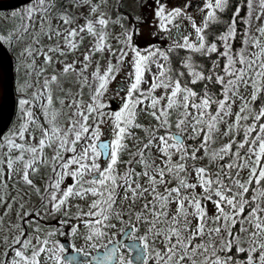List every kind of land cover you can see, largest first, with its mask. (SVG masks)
<instances>
[{"label": "snow or ice", "instance_id": "1", "mask_svg": "<svg viewBox=\"0 0 264 264\" xmlns=\"http://www.w3.org/2000/svg\"><path fill=\"white\" fill-rule=\"evenodd\" d=\"M245 3L246 15L241 17L237 0H200L201 16L197 21L186 11L188 0L179 5L154 0L153 21L171 43L168 50L149 46L144 54L133 39L140 31L135 26L143 20L140 15H134L132 24L125 26L122 18L127 17L118 13L115 22L121 25L122 32L117 34L121 46L112 47L108 40L112 16L107 0H33L21 13H12L19 22L6 32L0 31V42L12 46L14 41L28 40L19 50V56L25 59L18 61V70L21 64L26 69L19 91L28 93L33 87V73L37 79L36 87L19 98L22 118L18 127L0 144L4 151L0 155V264H89L66 255V245L53 238L64 234L60 229L49 228L41 235V209L44 214L50 209L51 213L83 219L82 231L70 220H61V224H71L69 235L73 239L83 238L82 246L71 244L74 252L87 256L85 246L103 249L95 257V264H264V22L256 28L258 34L250 35L253 0ZM258 5L259 20L264 14V0H258ZM225 12L230 13L227 18ZM182 19L190 23L194 33L186 30L173 39L170 29H178ZM238 19L244 26L240 29V46L234 49ZM211 25L220 27L212 32ZM193 34L195 39H190ZM84 36L93 39L81 53L77 68V60H67L65 53L76 52ZM44 37L49 43H41ZM219 46V56L224 60L219 61V56L211 60L207 74L193 66L197 63L194 53L208 57ZM173 48L188 50L180 64L186 67L193 83H203L199 93L181 82L183 71L172 75L169 54ZM246 50L250 53L247 56ZM104 51L110 55L103 69L96 60L90 83L92 58ZM54 53L59 55L54 57ZM111 54H115V61ZM38 56H42L39 65ZM125 57H129L126 63L134 71L129 70L112 89L122 105L113 111L107 107L104 93ZM57 62L60 68H56ZM152 63L157 71L144 88V74L146 70L151 72ZM48 66L51 72H46ZM69 73H75L80 84L75 93L61 84V77ZM209 81L222 86L219 98L208 90ZM242 85L251 86L247 97L240 93ZM85 86L87 101L83 99ZM157 88L164 91L156 94ZM237 97L240 105L233 113ZM37 103L44 123L34 116L30 106ZM210 105H215L214 110ZM62 110L66 124L58 119ZM138 110L154 123L139 122ZM228 116L233 118L223 135L229 139L210 151L214 134L221 132L220 122ZM134 128L142 129L144 135H137ZM183 133L188 134L191 144L185 143ZM46 147L52 149L51 156L45 154ZM123 155L127 159H122ZM204 157L209 165H215L214 169L198 163ZM41 165L51 172L43 192L31 176ZM119 165H125L123 170ZM190 173H194L191 182ZM14 174L17 181L30 186V192L40 196L36 208L26 207L22 195L8 191ZM65 177H70V182ZM173 179L175 184H171ZM73 200L86 203L73 204ZM207 201L214 206L211 214ZM72 208L76 209L74 213ZM117 233L126 239L117 238ZM133 251L135 256L129 254Z\"/></svg>", "mask_w": 264, "mask_h": 264}, {"label": "rangeland", "instance_id": "2", "mask_svg": "<svg viewBox=\"0 0 264 264\" xmlns=\"http://www.w3.org/2000/svg\"><path fill=\"white\" fill-rule=\"evenodd\" d=\"M60 2H63V0H58V3H60ZM127 2L129 3V11H128V14L125 15L127 17V19H123L122 18V22L123 23H124V20L126 21V24L124 23L125 26H129V25L132 24L134 15H140V16L143 17V20L136 22L135 26L138 27L140 29V31H139L138 34H134V37H133L134 42H138V44H139V46H140V48L142 50V54L146 53V51L149 49V46H152L153 50H154L155 47H159V48H163L165 50H168L171 42L169 40V37H167L166 35L161 34V30H159L157 25L154 23V21H153L154 11L149 9V8H146V6L149 5L148 0H127ZM28 6L25 9H27ZM67 6L69 8H71V4H68ZM258 7H259L258 0H253V18H252L251 26H250V29H249L250 35L255 33L256 28L259 26V24L261 22H264V14L261 15L259 20L256 18V10L258 9ZM241 9H242V7H241ZM81 10H83V9H81ZM15 12L16 13H21V11L19 9L15 10ZM188 13L190 15H192L193 18H196L197 21H199L200 16H201V12L194 13L192 11H189ZM110 14L112 16V20H110L109 25H108V40L111 42L112 47L118 49L121 45L117 43V34L121 33L122 29H121L120 23L115 22L118 13L110 12ZM239 15L241 17L246 15V6H245L244 10ZM9 17H12V13H7V11L6 12L0 11V20H8ZM238 20H239V22H242V20H240V19H238ZM181 21H183L185 23V25H188L189 30L194 33V30L191 29L190 23L186 19H182ZM55 22L56 21L54 19L53 23H55ZM77 22L79 23V21H77ZM34 23H36L38 25V21H34ZM237 31H238V29H237ZM153 33H155V34L153 35ZM170 33H171V36H172L173 39H177V33H180V31L177 32L175 28H172V29H170ZM255 34H258V33H255ZM29 35H30V33H29ZM190 38L191 39H195L194 34ZM55 39L56 38L54 37L53 40H55ZM77 39H79V37H77ZM92 39L93 38L90 37V36H84V39L78 45V49H77L76 52H66L65 53V56L67 57V60L78 59L77 64L75 65V67H77V68L80 67L79 61L83 58L81 53L83 51L87 50V48L89 46V43H90V41ZM27 42H28V40L25 39L23 41H14L13 46H9L7 44L9 46L10 50L12 51L13 55L17 59V61H22V60L25 59V57L19 56V50H20V46L22 44H26ZM41 43H49V41L47 40L46 37H44L41 40ZM232 44H233V48L234 49L238 48L240 46V37H238V32L236 34V37L233 39ZM61 47H64V45L61 44ZM248 48H251L250 44L248 45ZM182 50L185 52L186 49H182ZM186 51H188V50H186ZM221 51H222V46H220V52ZM194 54H199V53H194ZM233 54L235 55V52ZM244 54L247 56L250 53L246 50ZM33 55H35V54H33ZM57 55H59V54H56V53L53 54L54 57L57 56ZM109 55L110 54L107 51H104L102 54L101 53L94 54V56L92 58V64H90L89 69H88L89 82L90 83L92 82L91 81V77H90V73H91V71L93 69V66H94L96 60H99L101 69H103V67L105 66V59ZM111 55H112L113 61H115V54H111ZM222 58L224 60L223 56H222ZM128 60H129V57H125V61L121 62L120 71L117 72L115 78L112 79L109 82L108 91L104 93V97L107 98L108 101H109L107 107L110 110H113V111L114 110H118V107L122 106L120 104L119 97L118 96L114 97L112 95V89H114V87L120 81L119 77L126 76L128 71L132 70L131 69V65L126 63ZM161 62H163V58H161ZM36 63L38 65L42 63V56L36 57ZM78 65H79V67H78ZM193 66H195V64ZM60 67H61L60 63L57 62L56 63V68H60ZM150 67H151V72L146 70L145 74H144L145 75V79L147 81V82H142L141 86L144 87V88H147L149 86L152 74L157 71L155 63H152L150 65ZM221 69H222V67H221ZM51 71H52L51 66H48L46 68V72H51ZM132 71H134V70H132ZM25 72H26V69H24L22 64H21V65H19V70L17 69V73H15V89H16L17 95H19V96L27 95L28 93H30L36 87V80H35L34 83H32L33 87L28 89V93H22V92L19 91V82L22 81L23 77H25ZM40 79L41 80L43 79V75L41 76ZM225 79H227V77H225ZM23 80H24V78H23ZM61 84H62L63 89H65V90L66 89H71L73 93H75L78 90V86L80 88V84L77 83V79H76V74L75 73H69L67 76H62L61 77ZM250 87H251L250 85L247 86V88L242 85L241 88H240L241 95L244 96V97H247L249 95V92H250ZM53 88H54V96H55L57 94V92L55 91L56 86L53 85ZM163 91L164 90L162 88H157L155 90L156 94H161ZM83 92H84L83 99L85 101H87L88 98H89V92H88V87L87 86L84 87ZM58 94H60V95H68L67 92H59ZM234 101L235 102L232 104L233 113L238 109V107L240 105V99L237 97V98H234ZM112 102L116 103V107L114 109H113ZM67 104H68V100L66 99L65 100V110H66ZM30 106L33 108V114H35L36 112L39 111L38 108H37V107H39L38 103L36 105H30ZM214 106L210 105V110H214ZM18 109H19V106H18ZM65 110H62L60 116L58 117V119L61 117L60 123H64V124L67 123V120L65 119V115H64ZM142 113H144V112H141V111L138 110L137 119L141 117ZM67 114L71 115V111L67 110ZM41 115H43V114H41ZM146 116H147V114H146ZM17 117L20 118V120L15 119L12 127L9 129V131L6 133V135L0 141V144H2L4 142L5 137L8 135V133L10 131L15 130L18 127V125H19V123L21 121V118H22L20 110H19V113H18ZM232 118H233L232 116H228L224 121L220 122L219 127L221 129V132H218V133L214 134L215 135V141L210 145V149H209L210 151H211L212 148L217 147L219 144H221V143H223V142H225V141H227L229 139L228 136L223 135V129L226 126L227 122L230 121ZM38 119L41 121V123H43L41 117H38ZM148 122L149 123H154V121H153V119L151 117H150ZM29 123H30L29 131H32L33 126H31V122H29ZM172 130L175 131V128L173 127ZM36 131L38 132L39 130L36 129ZM135 132L139 136H143L144 135L143 131L140 132L139 130L136 129ZM27 136H28V133H26V138H27ZM183 136L185 137V143L191 144L189 142L190 139L187 138L188 134L187 133H183ZM101 138L103 139L105 137H101ZM17 142H19V141H17ZM33 142H35V138H33ZM129 143H131V141H129ZM45 149L48 150V154L47 155L51 156L52 149L51 148H47V147ZM152 152L157 157L160 155L158 152H156L155 148L152 149ZM13 154H15V151H13ZM0 155H4V151L2 149H0ZM200 155H201V153L199 152L198 156H200ZM122 159H127V155H123ZM176 159H177V156L174 153L173 160H176ZM156 162L160 163V160L157 159ZM198 163L205 164L208 167L213 168V169L215 168L214 164L213 165H209L208 164L207 157H204L203 159L198 160ZM124 167H125V165H119L120 170H123ZM136 167H137V170H139L140 166L136 165ZM242 175H243V172H242ZM31 176L34 179L36 184L41 183L43 181V179H47V177H45L44 175H40L39 178L35 174H31ZM193 177H194V173H190L189 177H188L190 182L193 179ZM141 180L143 181L144 178L142 177ZM175 183H176V181H175V179H173L171 181V184H175ZM13 185H15V186L13 187ZM29 187L30 186L24 184L22 181H17L16 180V176L14 174L13 175V179L11 181H9V189H8V191L11 194L19 193L20 195H22L24 197V200L26 202V207L34 208L36 206L38 200L35 199L34 193L29 191ZM196 191L197 192L200 191L199 187H197ZM72 203L76 204L77 200H73ZM79 203H81L83 205L86 202L85 201H79ZM138 206H139V204H137V207ZM171 207L173 209L175 208V202L174 201L172 202ZM206 207H207V210H208L209 214H211L214 211V206H213L211 201H207L206 202ZM2 208H3V205H0V209H2ZM15 208H16V205L13 204V215H14ZM81 210L82 211L86 210V208H82ZM71 211H73V209H71ZM48 214H55V213H51V210L49 209V213ZM48 214H44L43 210L41 211V215H48ZM113 231H116V230L113 229ZM33 242H35V241H33ZM82 245H83V240H79V247L82 246ZM0 247H2V245H0ZM86 250H92V249L85 246L84 247V251H86ZM94 250H96V249H94ZM94 250H92V251H94ZM242 255L243 254H241V256Z\"/></svg>", "mask_w": 264, "mask_h": 264}, {"label": "flooded vegetation", "instance_id": "3", "mask_svg": "<svg viewBox=\"0 0 264 264\" xmlns=\"http://www.w3.org/2000/svg\"><path fill=\"white\" fill-rule=\"evenodd\" d=\"M149 2V5L146 6V8H149L151 10L154 11V8H155V4H154V0H148ZM165 2L168 4V5H179V4H182L185 2V0H165ZM107 3H108V7L110 9V12H113V13H124L125 15L128 14V11H129V3L127 2V0H107ZM188 3H189V7L186 9V11H192L194 13L196 12H201V9H202V5L200 4V0H188ZM196 19V18H194ZM124 23L126 24V21L124 20ZM187 26V28H186ZM177 32L180 31V33L186 31V30H189L188 28V25H185V23L183 21L180 22V27L177 29L175 28ZM167 37H169L168 35H166ZM191 37V36H190ZM191 39V38H190ZM78 61V59H76ZM79 67V65H78ZM17 69H18V61H17V65H16V73H17ZM25 78V77H23ZM22 78V80H23ZM120 78V81H121V77ZM31 80H32V83H34V81L36 80V76L35 74L33 73L32 76H31ZM119 81V82H120ZM77 83H79L77 81ZM116 87V86H115ZM114 87V88H115ZM78 89H79V86H78ZM121 95H126L125 93H121ZM19 98L20 96L17 95V105L19 106ZM120 101V99H119ZM112 105H113V109L116 107V103L115 102H112ZM39 108V107H37ZM36 111V110H35ZM18 113H19V109L17 110V114H16V118L17 120H20V118H18ZM37 118L40 117V113L39 111L36 112L34 114ZM59 121H61V117L59 118ZM45 154L47 155L48 154V150L45 149ZM70 153H65L64 155H69ZM103 160V159H102ZM35 175H37V177L39 178L40 175H44L45 177H47L48 175H51V172L48 168H46L45 166L41 165L39 171L37 173H35ZM65 181H68L70 182V177H66L65 178ZM47 182V179H43V181L37 185L40 186L41 188V191L43 192V186L44 184ZM62 187L64 186V184L62 183L61 185ZM34 195H35V199H37V204L34 208H36L38 205H40L41 203V200H40V196L37 195L35 192H33ZM79 202V201H77ZM73 209V213L76 211L75 208H72ZM43 209H41L40 211H42ZM39 220V223L41 225V227L44 229V231L41 233V235H44L48 230L49 228H58L60 229L61 232H63L64 234L63 235H55L53 238L54 239H58L60 240L61 242H63L64 239H68L69 240V245L71 247V244L74 242L76 243L77 247H79V240H83L82 236H77L75 237V239H73V237L71 235H69L71 233V224L69 223H63L61 224V220H65V221H68L70 220L72 223L76 224L77 227L79 229H81V231L83 230V219L82 218H76L74 215L73 216H65L63 214V212H60V213H55V214H48V215H41L40 218H38ZM121 234L117 233V238H121ZM72 248V247H71ZM122 251H126L124 249H121ZM87 253L91 252V251H86ZM130 255H132V253H129Z\"/></svg>", "mask_w": 264, "mask_h": 264}, {"label": "water", "instance_id": "4", "mask_svg": "<svg viewBox=\"0 0 264 264\" xmlns=\"http://www.w3.org/2000/svg\"><path fill=\"white\" fill-rule=\"evenodd\" d=\"M33 0H1L0 11H9L17 9L21 6L29 4ZM0 137L10 126L16 107V96L14 91V61L11 53L7 47L0 42ZM121 240H125L126 236L122 235ZM66 245V255L75 256L78 260H86L91 264H95V257L102 253L103 249L97 250L96 252L89 253L85 256L83 253L74 252L67 239L63 240ZM133 256L136 252L133 251ZM142 264V262H141Z\"/></svg>", "mask_w": 264, "mask_h": 264}, {"label": "trees", "instance_id": "5", "mask_svg": "<svg viewBox=\"0 0 264 264\" xmlns=\"http://www.w3.org/2000/svg\"><path fill=\"white\" fill-rule=\"evenodd\" d=\"M237 2H239L241 4V7H242L241 11H243L245 6H246L245 0H237ZM25 8H21L20 11L22 12V10H24ZM14 12L12 11V12H7V13H14ZM223 15L227 18L230 15V13L225 12ZM18 22H19L18 18L14 17V16L9 17L8 20H0V31L6 32L13 25L17 24ZM243 26L244 25L242 24V22H239V20H237V29H238L237 32H238V37H240V38L242 35L240 29ZM219 27H220V25H211L210 26L212 32H215L217 30V28H219ZM4 44L10 50L9 46L6 43H4ZM10 52H11L12 56L14 57L11 50H10ZM186 53H187V51L184 52L181 48H174L170 52V54H169L170 55V62H171V67L173 69L172 75L175 76L177 71H183L185 73V75L180 77L181 82L188 84V86H190V87H193L199 93L203 87V83L200 80H197L195 83H193L191 81L188 73H187L186 67L184 65L180 64V60L185 57ZM219 53H220V46L218 47V50L216 53H210L208 57L201 56L200 54H193V60L197 62V63H195L194 67H196L197 70H204L207 74V70L211 67V60L216 59L217 56H219ZM14 59H15V57H14ZM219 61H223L222 56H219ZM219 61H218V63H219ZM221 67H222V63L220 64V70L222 71ZM207 87H208V90L210 92L215 93L216 97L219 98L220 88L222 87L219 83L209 81L207 83ZM211 106H214V105H211ZM38 110L40 111L41 109L38 108ZM149 119H150V117L148 115L146 116V113H142L141 117L138 118V121L141 123H144V124H148ZM132 130L135 131L136 128H134ZM137 130H139L140 132L143 131L142 129H137ZM238 138H239V136H238ZM197 139L199 140L200 138L198 137ZM189 142L192 143V140L190 139ZM198 155H199V152H198ZM225 159H227V157H225Z\"/></svg>", "mask_w": 264, "mask_h": 264}, {"label": "bare ground", "instance_id": "6", "mask_svg": "<svg viewBox=\"0 0 264 264\" xmlns=\"http://www.w3.org/2000/svg\"><path fill=\"white\" fill-rule=\"evenodd\" d=\"M1 1V0H0ZM0 94H1V87H0Z\"/></svg>", "mask_w": 264, "mask_h": 264}]
</instances>
